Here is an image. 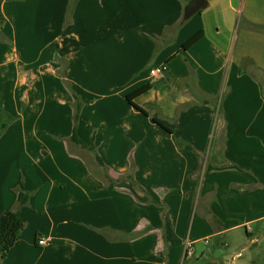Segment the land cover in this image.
Instances as JSON below:
<instances>
[{
  "label": "crops",
  "instance_id": "1",
  "mask_svg": "<svg viewBox=\"0 0 264 264\" xmlns=\"http://www.w3.org/2000/svg\"><path fill=\"white\" fill-rule=\"evenodd\" d=\"M190 1L0 0V213L25 200L0 264H223L211 238L223 243L244 226L251 242L264 229V133L251 131V87L263 91L245 66L251 52L234 57L237 23L264 25V0H207L186 18ZM223 83L236 100L214 132ZM144 84L133 102L147 115L126 100ZM73 92L86 147L71 139ZM209 141L226 152L203 179ZM200 185L206 231L199 222L191 238ZM243 204L249 214L225 225V211Z\"/></svg>",
  "mask_w": 264,
  "mask_h": 264
},
{
  "label": "rangeland",
  "instance_id": "2",
  "mask_svg": "<svg viewBox=\"0 0 264 264\" xmlns=\"http://www.w3.org/2000/svg\"><path fill=\"white\" fill-rule=\"evenodd\" d=\"M235 37V39H237L236 41L234 39L235 59L238 57L237 54L241 53L243 50L251 52V57H249V61L245 63V66L251 71L252 75L257 80V83H259V80L261 81L263 92L260 91V87L258 86H255L254 88L251 87V131L252 134L255 135L253 129L258 128L261 129L264 133V25L251 24V27H246L243 26L241 21H239L235 28ZM239 60H241V58ZM227 89V83L226 85H224L223 83L222 89L216 101V115L212 123L213 130L216 128L217 122H220L223 118L224 106H226V103H235L236 97L231 96L230 98ZM214 132H216V129L214 130ZM226 134L227 129L225 125L224 136H226ZM210 143L209 150L206 151L202 156L203 163L200 177L203 179H207L211 175V172L209 171L214 168V165H216L214 163L216 155H224V152H226L225 143L223 144V148L219 152H214V143ZM233 149H235V147H232L230 150L233 151ZM240 160H242L244 163L248 162L251 165V158L243 156ZM225 161L227 162V164L234 163L231 160L229 161L227 159ZM217 176L219 177V182L222 183V179L220 178L221 174ZM205 188L206 185H200L197 195H195L192 200V206L188 213L189 223L187 233H193L194 231H191V229L193 228L195 230L199 222L201 224L200 226L203 227L199 229L203 231V233L206 231V220L208 218L205 217L202 211ZM245 207L246 206L243 204L241 207H238L236 211L234 209L229 212L225 211L226 217L223 221L225 225H232L244 219L246 215L249 214L246 213L247 207ZM263 232V227L256 228L255 234L251 237L255 240L249 242L250 238L246 236L244 226L235 227L226 231L225 240H223V243H218L216 242L215 238H211L209 240L208 247L213 248V250L217 248L221 249L220 253L216 255L223 258V264H241V261H244L245 264H264ZM192 237L193 235L191 234V238ZM191 238L188 237L187 239L190 240ZM238 251H240V257H234V254ZM233 257L234 262L232 263L231 261ZM178 264H187V261L184 263L183 261H181Z\"/></svg>",
  "mask_w": 264,
  "mask_h": 264
},
{
  "label": "trees",
  "instance_id": "3",
  "mask_svg": "<svg viewBox=\"0 0 264 264\" xmlns=\"http://www.w3.org/2000/svg\"><path fill=\"white\" fill-rule=\"evenodd\" d=\"M201 36H202V31L195 33L185 43H183L182 48L185 49L189 47L194 42H196ZM247 61L249 60H245V63ZM149 88H150L149 84H144L126 95L127 102L131 104L135 109H137L138 111L142 112L145 115H147V113L133 102V98L136 97L137 95L144 93ZM261 88H262V85H261ZM262 91H263V88H262ZM72 97L75 100V104H74V114H73L74 125H73V131L71 134V139H73V141L79 143L83 147H86V145L79 138H77L75 134V122L78 118V114L81 108V102L79 101L77 95L74 92L72 93ZM152 121L158 124L159 126H161L163 129H165L170 134H173V131L169 129L166 125L161 123L158 119L153 117ZM6 125L7 124L6 122H4L3 115H0V132L5 129ZM175 139L177 141V144L181 148H183L184 145L186 144V142L179 137H176ZM95 157H96V161L100 165L104 166L103 161L101 160L100 156L96 152H95ZM127 177L131 178L130 174H127ZM24 201H25L24 199H21L16 209L0 213V257H4L6 253L8 252V250L13 246L14 243L17 242L19 238V234L23 228V221L20 217L19 206L22 205Z\"/></svg>",
  "mask_w": 264,
  "mask_h": 264
},
{
  "label": "water",
  "instance_id": "4",
  "mask_svg": "<svg viewBox=\"0 0 264 264\" xmlns=\"http://www.w3.org/2000/svg\"><path fill=\"white\" fill-rule=\"evenodd\" d=\"M207 6V0H191L184 8V17H189L196 11Z\"/></svg>",
  "mask_w": 264,
  "mask_h": 264
},
{
  "label": "built area",
  "instance_id": "5",
  "mask_svg": "<svg viewBox=\"0 0 264 264\" xmlns=\"http://www.w3.org/2000/svg\"><path fill=\"white\" fill-rule=\"evenodd\" d=\"M164 69H166L165 66H159V67L154 68L153 72L158 74V73H161L162 71H164ZM37 243L39 245H44V244L47 243V241H46L45 238H40L37 241ZM191 250H192V244H191V242L189 240H186V242H185V254L189 255L191 253Z\"/></svg>",
  "mask_w": 264,
  "mask_h": 264
}]
</instances>
